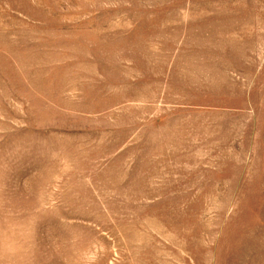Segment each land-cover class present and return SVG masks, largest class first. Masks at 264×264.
<instances>
[{
	"label": "rangeland",
	"instance_id": "rangeland-1",
	"mask_svg": "<svg viewBox=\"0 0 264 264\" xmlns=\"http://www.w3.org/2000/svg\"><path fill=\"white\" fill-rule=\"evenodd\" d=\"M0 264H264V0H0Z\"/></svg>",
	"mask_w": 264,
	"mask_h": 264
}]
</instances>
